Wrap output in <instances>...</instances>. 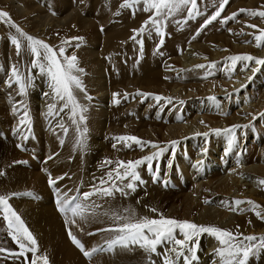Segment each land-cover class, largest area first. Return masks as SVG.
Wrapping results in <instances>:
<instances>
[{
  "label": "bare ground",
  "instance_id": "bare-ground-1",
  "mask_svg": "<svg viewBox=\"0 0 264 264\" xmlns=\"http://www.w3.org/2000/svg\"><path fill=\"white\" fill-rule=\"evenodd\" d=\"M77 1L0 0V9L8 11L25 33L51 46L56 47L67 38H83L64 45L69 56L78 57L79 66L84 69L81 79L90 97L85 99L83 93H77L79 102L87 108L86 119L81 123V131L86 128L81 149L77 146L81 134L68 119L69 111L66 109L59 116L48 115V105L54 102L52 96L45 95L51 91L50 77L32 67L33 57L27 52L17 57L10 37L7 39L4 34L6 30L15 33V29L0 22V37L4 39L0 45V172L4 173L0 175V195L9 196V204L37 240V255H47L49 264H149V254L139 247L133 251L116 249L97 254L91 260L86 258L72 243L68 229L91 250L104 245L111 234L88 235L87 232L107 227L111 221L101 218L84 224L77 220L82 232L75 225L66 224L65 216L58 211L56 194L48 184L49 173L52 178L67 174L56 186L61 192H68L70 197L76 193L69 189L90 191L108 171L107 167H101L106 158L136 160L157 151L147 145L142 150L131 141L127 142L131 147H127L114 139L119 136H136L160 147H169V142L174 140L180 143L174 157L170 148L153 162V169L159 170L156 179L147 165H142L138 171L146 183L137 182L135 192L126 190L127 196L117 193L109 203L131 208L138 216L157 218L162 213L165 217L218 226L245 236L264 235V219L256 215L261 212L264 216V185L259 183L264 180V117L261 116L264 65L241 60L233 66L227 59L240 54L264 59V44L258 45L251 39L246 26L250 21L263 28L264 22L253 21V17L244 14L241 20L231 21L224 31H206L209 33L206 37L187 40L185 34H167L160 56L161 49L155 52L160 36L150 33L139 61L136 56L140 54V45L134 41L124 47L123 43L133 35L132 29H138L144 21L141 14L127 17L121 25L117 15L111 13L112 4L108 0H89L87 4L85 0ZM239 1L232 3V7L243 5L251 10H264L260 4L264 0ZM142 7L139 5L137 10L142 11ZM76 44L80 47L76 48ZM212 62L216 64L214 69L207 67ZM201 64L206 67L195 68ZM13 65H18L21 73L34 76L23 96L18 94L17 84L9 86L14 79ZM252 68L258 71L253 73ZM138 91L171 98L172 103L138 96ZM113 93L121 94L115 98L120 99L119 104L114 102ZM125 93L132 95L124 99ZM210 96L217 98L219 107L207 99ZM20 100L27 107L31 123L18 132L22 116L13 109ZM61 120L69 129L67 136L56 126ZM232 125L249 127L237 129L238 142L229 151L230 137L223 132L216 135L211 129ZM204 132L209 133L206 138L197 135ZM18 144L23 147L18 148ZM50 156L53 158L49 159ZM237 199L250 200L261 207L253 209L248 203L237 206L234 204ZM152 208L158 212L150 211ZM2 217L0 229L5 236L1 235L0 241L5 242L11 236ZM11 240L5 249L18 252V245L14 242V246ZM219 246L214 236L201 234L198 258L193 264H218L215 250ZM31 258L32 254L28 253V259ZM151 259L162 264V256L153 254ZM4 264H27V261L8 255ZM249 264H264V253L251 258Z\"/></svg>",
  "mask_w": 264,
  "mask_h": 264
},
{
  "label": "snow or ice",
  "instance_id": "snow-or-ice-1",
  "mask_svg": "<svg viewBox=\"0 0 264 264\" xmlns=\"http://www.w3.org/2000/svg\"><path fill=\"white\" fill-rule=\"evenodd\" d=\"M228 2L229 0H219L217 10L210 17H206L203 25L197 30L192 39H195L203 28L207 27V25L216 21L221 16V12ZM141 4L143 7L140 10L145 13H151V15L142 22L139 29H132L133 35L130 37V39L136 41L140 45L141 58L143 56V40H137V36L142 35L146 31L151 33V31L154 30L155 34L161 37L159 45L162 46L164 43L163 38L166 35L164 29L169 21H174L178 25L181 23L187 24L188 20H194L198 16L205 15L199 10L197 0H123L120 4V8L135 9ZM185 11L187 12V16L183 21L175 19ZM244 11L246 10H240V12ZM53 14L55 15V12H53ZM116 14L119 15L120 13L117 12ZM134 14L133 12V15ZM236 15L237 13H233L231 16L223 18V21L227 22V20L235 19ZM250 15L264 18V10H251ZM0 22H5L15 29L16 34L10 37V42L16 48L17 57L27 52V54L33 57L31 61L32 67H39L42 73H47L50 77L51 91L45 93V95L52 96L54 102L48 105V115L59 116L67 109L69 111L68 119L73 125H76V131L81 134V138L77 140V146L82 149L84 147L83 135L84 132H86V128L81 131V123L86 119L84 113L87 111V108L79 102L77 93H83L85 99H90V97L81 79L84 69L79 66L78 57L75 54L70 56L66 55L67 48L64 45H70L73 40L81 41L83 38H67L62 41V46L57 49L44 40L25 33L22 28L12 20L10 13L6 10L0 9ZM246 26L254 29L258 28L257 25ZM101 31H103V28H101ZM259 31L261 34L255 35L254 37L258 45L264 44V29H260ZM25 41L26 43H24ZM76 47H79V44H77ZM227 59L232 62L233 66L237 61L241 60H254L255 64L264 65V59L254 58L250 54L234 55ZM205 67L206 66L203 64L195 66V68ZM207 67L214 69L216 64L212 62ZM231 70L230 68L229 71ZM11 71L14 77V83L19 86L18 94L21 96L25 95L27 89L31 87L32 77L21 73L18 65H13ZM251 71L255 73L258 69L252 68ZM165 78L167 79V77ZM249 79H251V77H249ZM9 86H11V82ZM242 87L244 86L242 85ZM238 91L239 90H237V92ZM120 95V93H113L114 102L116 104L120 103V99L115 98ZM130 95L132 94L125 93L123 94V98L128 99ZM136 95L144 98L152 96L157 102L166 99L167 103H172L171 98H165L156 94L138 91ZM230 96L231 94H229V97ZM207 99L219 107V101L215 96H210ZM180 103H183V101ZM13 110L19 112L22 116L17 128L19 132L31 123L29 113L23 100L15 102ZM261 116L264 117V113H261ZM201 123H203V121ZM56 126L67 136L69 129L62 120L58 121ZM245 127H249V125H232L226 129L217 128L211 129V131L216 135H220L222 132L227 134L230 137L228 140V150L231 151L233 145L238 142L236 137L237 129ZM197 135L206 138L209 133H197ZM24 138L27 139V137ZM114 139L117 140V142H124L127 147H131V145L127 143L131 141L142 150L147 145L157 149V151L136 160L112 161L106 158L101 164V167H107L108 171L99 178L98 183L93 184L90 191L82 193L79 192L78 189H69L68 191L76 193L70 197L68 196V192H61L60 189L56 187L58 181L63 180L67 174L52 178L49 173L48 184L53 188L56 194L58 211L65 216L66 224L75 225L80 228V225L77 224V220L84 224H87L91 220H99L101 218H107V220L111 221L110 225L107 227L98 228L95 232L88 233V235H95L103 232L111 234L104 245L93 247L91 250L85 248L81 240L73 234L71 228L68 229V235L72 243L86 258L91 260L97 254L112 253L116 249H120L121 251H133L135 247H139L149 254V264H155V261L151 259V255L153 254L162 256V264H178L179 261H182L183 264H193V261L198 258L196 251L199 237L204 233L214 236L219 242L220 246L215 250V254L219 257L218 264H249L251 258L258 257L264 253V235L257 236L252 234L245 236L243 233H234L231 230L223 229L218 226L199 225L188 220L165 217L162 213H158L157 218L138 216L131 208L116 207L109 203V201L115 199L117 193L127 196L129 191L126 190L135 192L138 186L137 182H139V184L146 183L138 171L142 165L146 164L147 170L152 173L153 178L156 179L159 170L158 168L155 170L153 169V162L163 157L166 152H169L170 148L172 149L171 154L174 157L175 148L180 143V141L174 140L169 142V147H160L155 142H145L136 136H119ZM63 143L64 140L61 139L60 144L63 145ZM17 147L22 148L23 146L18 144ZM113 148H116V143L113 144ZM52 158L51 156L49 157V159ZM171 166L172 165L169 164V167ZM3 174V172H0V175ZM125 181H127V183H125ZM259 183L264 185V180H260ZM29 195H31V193H29ZM242 203L253 205V209L261 207L250 200L241 201L237 199L234 201V204L237 206ZM0 206H2L3 220L7 222L6 228L8 234L19 248L18 252L0 248V253H8L14 257H23L26 259L27 264H49L47 255H37V240L32 232L25 226L21 216L18 215L9 204V196L0 195ZM150 211L154 213L158 212L155 208L150 209ZM256 215L264 219L261 212H256ZM80 231L82 232L83 228H80ZM177 233L183 238H178ZM161 248L163 251L158 250ZM28 253L32 254L31 259H28Z\"/></svg>",
  "mask_w": 264,
  "mask_h": 264
},
{
  "label": "rangeland",
  "instance_id": "rangeland-1",
  "mask_svg": "<svg viewBox=\"0 0 264 264\" xmlns=\"http://www.w3.org/2000/svg\"><path fill=\"white\" fill-rule=\"evenodd\" d=\"M89 0H85V2H86V4L87 3H89L88 2ZM112 5H111V13H113V15H117L116 13L117 12H119L120 14L119 15H117V20H118V24H121V25H123V23L126 21V19H127V17H129V16H138L139 14H141V16H142V18L144 19V21L148 18V16L149 15H151V13H145V12H143V11H138L137 9H138V7L139 6H137L135 9H130V8H120V4L123 2V0H108ZM76 2H78L77 0H76ZM237 2H240L239 0H229V2H228V4L227 5H225V8H224V10L221 12V16L216 20V21H213L211 24H209V25H207V27H205V28H203V30L202 31H200V34L199 35H197L196 37H199V36H208L209 35V33H207V32H210V31H217V32H221V31H224L229 25H230V22L231 21H234V20H236V21H238V20H241L242 19V17L244 16V14H247V16L248 17H253L252 15H250V11H251V9H248V8H246V7H244L243 5L242 6H240V7H238V8H233L232 7V5L233 4H235V3H237ZM233 3V4H232ZM260 4H262L263 6H264V1H262V2H260ZM197 5H198V8H199V10L201 11V12H203L205 15H201V16H198V17H196V19H194V20H188V22H187V24H184V23H181V24H177V23H175L174 21H169L168 23H167V26H166V28L164 29V31H165V33H166V35L168 34V35H173V34H185L187 37H186V39L188 40V39H190V38H192L195 34H196V32H197V30L198 29H200L201 28V25H203V23H204V20L206 19V17H210L216 10H217V7H218V5H219V0H197ZM231 9V10H230ZM241 9H244V10H246V11H244V12H240V10ZM261 9H263V7H261ZM254 11H260V10H258V9H256V8H254ZM133 12L135 13L134 15H133ZM246 12H248V13H246ZM233 13H237V15H236V17H235V19H230V20H227V22H224L223 21V18H225V17H228V16H231ZM249 14V15H248ZM187 16V12L185 11L184 13H182L181 15H178L175 19L176 20H180V21H183L184 20V18ZM133 18H135V17H133ZM254 18V19H253ZM252 19H253V21H256V20H261V21H263L264 22V18H260L259 16H256V17H253ZM132 19V18H131ZM112 23V21L110 22V24ZM247 24L248 25H253L252 24V22H250V21H248L247 22ZM1 25V24H0ZM142 25V24H141ZM141 25L138 27V29L141 27ZM254 25H256V24H254ZM258 26V25H257ZM3 28V27H2ZM262 27L261 26H258V28H247V29H249V30H247V31H249L248 33L250 34V37H251V39L253 38V39H255L254 37H255V35H260L261 33H260V29H261ZM264 28V27H263ZM262 28V29H263ZM4 29V28H3ZM128 30H129V28H128ZM5 31V30H4ZM207 31V32H206ZM254 32H255V34H254ZM146 33H149V32H145V33H143L142 35H140V36H137V40L139 39V40H143V53H144V47H145V40H147V39H149L150 37H151V34H153V33H155V31L154 30H152L151 31V34L149 33V34H147V38H146ZM4 34H5V37L8 39L9 37H11L12 35H15L16 33H14L13 31H11V30H6L5 32H4ZM4 34H1V35H4ZM166 35L164 36V43H163V45H165V40H166ZM192 35V36H191ZM132 36V35H131ZM130 36V37H131ZM130 37L127 39V41H126V43H123V46L125 47L126 45H127V43L128 42H132V43H134V41L132 40V39H130ZM160 39H161V37H160ZM4 39H3V37L1 36L0 37V45H1V43H2V41H3ZM126 40V39H125ZM135 43H137L136 41H135ZM77 45V44H76ZM80 45V44H79ZM162 45V46H163ZM60 46H62V44H59V45H57L55 48H59ZM137 46H138V43H137ZM161 45H159V43H157L156 45H155V52H157V51H159V49H161V47H162ZM11 47H15L14 45L13 46H11ZM80 47V46H79ZM76 48H78V47H76ZM181 49H180V51L182 50V47H180ZM120 49H122L121 47H120ZM119 49V52H121L122 50H120ZM163 50L161 49L160 50V52H159V56L160 55H162L163 53ZM114 53V51L112 52V54ZM66 55H69L68 54V51L66 52ZM136 58L139 60V61H141V56H140V54H139V56L137 57L136 56ZM37 68H39V67H37ZM24 75H28L26 72H22ZM29 76V75H28ZM34 77V76H33ZM32 77V78H33ZM11 81V83H14V79L13 80H10ZM30 88V87H29ZM28 88V89H29ZM28 89H27V92H28ZM2 212V211H1ZM0 216H3V212L2 213H0ZM2 219H3V217H2ZM7 223V222H6ZM103 228L105 227V226H102ZM102 227H98V228H102ZM97 228V229H98ZM96 230V229H95ZM95 230L94 229H91L90 231L91 232H95ZM2 231H4V230H1L0 229V236L1 235H4V233L2 232ZM2 233V234H1ZM89 233V231L87 232V234ZM5 236V235H4ZM11 239H9V240H7V241H5V242H1L0 241V248H5L6 246H8L10 243H9V241H10ZM12 242H13V244H14V241L13 240H11ZM2 245V246H1ZM14 246H15V244H14ZM8 253H0V263L1 264H4V260H5V258L7 259V256L9 255H7ZM11 256V255H10ZM23 258V257H22Z\"/></svg>",
  "mask_w": 264,
  "mask_h": 264
}]
</instances>
